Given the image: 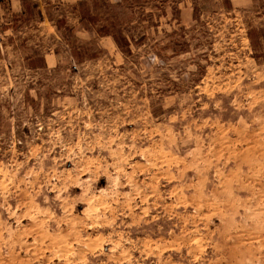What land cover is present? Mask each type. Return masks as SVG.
<instances>
[{
  "label": "rangeland",
  "instance_id": "374dc122",
  "mask_svg": "<svg viewBox=\"0 0 264 264\" xmlns=\"http://www.w3.org/2000/svg\"><path fill=\"white\" fill-rule=\"evenodd\" d=\"M21 1L0 264H264V0Z\"/></svg>",
  "mask_w": 264,
  "mask_h": 264
},
{
  "label": "trees",
  "instance_id": "16d2710c",
  "mask_svg": "<svg viewBox=\"0 0 264 264\" xmlns=\"http://www.w3.org/2000/svg\"><path fill=\"white\" fill-rule=\"evenodd\" d=\"M0 3H2V0H0ZM32 4L35 8L37 7V5L35 3L32 2H28L26 0H22L21 1V5L22 7H26L27 4ZM87 3V0H83L81 2L77 3L78 7H81L83 5H85ZM121 4L120 3H116L115 5L110 6V9H114L117 7H120ZM71 31V30H70ZM100 32L103 33L104 36H110L114 42V44L116 45V47L121 51L123 48V45L127 47L128 45V40L120 33V32H113V30L109 31L106 28H102L101 30H99ZM98 31V32H99ZM127 54H129V51H126Z\"/></svg>",
  "mask_w": 264,
  "mask_h": 264
},
{
  "label": "crops",
  "instance_id": "0c3cea01",
  "mask_svg": "<svg viewBox=\"0 0 264 264\" xmlns=\"http://www.w3.org/2000/svg\"><path fill=\"white\" fill-rule=\"evenodd\" d=\"M10 1L14 2L17 5V7H18L20 5L19 1H21V0H10ZM58 1H62V2L73 4V3L77 2V1H80V0H58ZM17 7H16V9H17Z\"/></svg>",
  "mask_w": 264,
  "mask_h": 264
}]
</instances>
